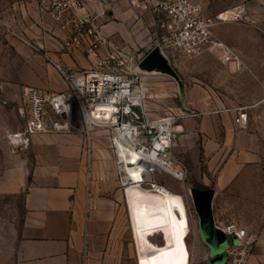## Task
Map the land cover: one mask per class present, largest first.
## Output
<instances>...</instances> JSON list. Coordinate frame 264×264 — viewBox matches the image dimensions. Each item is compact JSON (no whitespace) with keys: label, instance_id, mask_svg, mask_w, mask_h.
Segmentation results:
<instances>
[{"label":"crops","instance_id":"1","mask_svg":"<svg viewBox=\"0 0 264 264\" xmlns=\"http://www.w3.org/2000/svg\"><path fill=\"white\" fill-rule=\"evenodd\" d=\"M106 1L108 12L101 20L102 32L115 43L116 36L122 35L128 48L142 45L140 38H134V33L141 28L143 18L151 16H137L126 0ZM28 4L37 7L33 2ZM88 11H97L96 4L90 3ZM38 40L50 49L55 58H61L70 66L80 63L81 67H88L92 63L85 53L77 52L74 58L63 49L61 43L46 38ZM23 51L25 56L19 55V60L28 65L32 59L33 67H29L31 71L27 72V65L21 69L20 64L13 76L14 80H9L10 76L5 75L6 79L0 86V193H23L24 216L16 238L13 264H82L85 252L86 264H139L138 242L127 196L126 206L115 184L98 179L100 172L96 158L99 153L95 150L96 138L89 177L82 153L83 136L78 132L39 134L32 138L28 148L12 152L7 134L25 125L28 109L25 88L39 87L49 91L66 88L56 69L41 54L28 49ZM253 70L261 77L259 61L253 64ZM263 105L264 98L259 99L254 107ZM228 115L232 118L224 117L220 126L224 128L226 137L219 143L215 140L219 125L214 124L211 130L215 135L203 143L206 155L216 148L212 157H207L205 161L208 168L201 169L199 166L204 156L188 152L187 146L179 145L185 155H189L188 161L201 179L198 182L205 186L203 188L214 190V221H235L249 231L258 233L259 240L249 264H264V179L257 178L256 188L252 191L245 188V179L242 177L249 173L264 174V167L246 165L249 161L259 163L262 160L261 140L259 135L243 129L235 135L231 122L232 119L234 122V116L231 113ZM182 131L185 129L180 124L178 132ZM107 139L110 146L108 134ZM225 148L232 150L224 155ZM220 159V167L213 169L218 166ZM209 170L215 171L213 185L208 182ZM168 191L178 193L170 189ZM127 211L130 226L126 218ZM188 217L190 232L186 236L187 248L193 258L203 260L210 254V247L201 236L199 218L195 226L189 211ZM160 235L159 232L151 233L150 240L163 245L164 236ZM203 248L204 255L195 257V249Z\"/></svg>","mask_w":264,"mask_h":264},{"label":"built area","instance_id":"2","mask_svg":"<svg viewBox=\"0 0 264 264\" xmlns=\"http://www.w3.org/2000/svg\"><path fill=\"white\" fill-rule=\"evenodd\" d=\"M27 1L35 3L52 20L59 31L55 40L67 53H85L92 63L88 67L70 66L61 58H55L44 43L36 41L34 48L52 64L66 88L58 91L25 88L28 106L25 125L7 134L12 152L28 148L32 138L39 134L78 132L83 136L82 153L89 177L94 134L105 129L124 190V178L129 174V169L139 168L140 180L136 183L163 192L167 186L157 182V175L165 171L180 182L189 174L185 159L173 151V138L181 119L231 113L237 126L247 128L249 113L245 105L187 109L182 113L149 117L147 86L142 82L135 57L102 32L101 20L108 12L106 0ZM126 1L137 16L149 15L154 18L159 34L156 46L168 60L178 53L194 57L216 50L224 64L238 71L245 69L241 55L219 38L215 25L217 20H246V3L222 11L216 19L208 15L203 5L195 0ZM90 3L96 4L97 11H88ZM133 107L139 108L141 115ZM214 224L226 237L223 247V253L227 255L225 264H249L259 240L258 233L249 231L235 221H214ZM189 232L190 229L185 239ZM86 258L85 252L82 264H86ZM210 258L211 253L203 260L195 259L188 249L184 261L178 264H209ZM138 262L140 264L139 258Z\"/></svg>","mask_w":264,"mask_h":264},{"label":"rangeland","instance_id":"3","mask_svg":"<svg viewBox=\"0 0 264 264\" xmlns=\"http://www.w3.org/2000/svg\"><path fill=\"white\" fill-rule=\"evenodd\" d=\"M196 1L203 5L208 15L216 19L219 13L228 8L240 3L247 4L248 18L246 20L224 22L217 20L215 25V32L219 38L241 53L245 62V69L238 71L224 64L220 60L219 52L216 50L205 51L194 57L178 53L171 57L169 62L183 82L182 89H179L178 81L163 70L139 69L141 70L142 82H145L147 86L148 115L154 118L182 113L183 110L197 109L200 106H202L200 108L205 109H213L216 106H248L249 120L247 128L243 129L237 126L232 119L233 131L235 135L242 129L259 135L262 154H264V105L260 108L254 107L259 99L264 98V0ZM28 3L30 2L27 0H0V86L3 85V81L6 79L5 75L10 76L9 80L13 81L18 66L21 64L22 69L23 66L27 65L19 60V55L25 56L24 49L39 53L33 46L36 41H39L38 39L44 40L46 38L57 42L55 37H57L56 34L59 31L52 20L42 13L38 6H31ZM35 9L37 10L36 13ZM37 12H39V15ZM142 22L141 30L139 29L134 33V38L138 37L142 42L139 47L128 48L125 43L126 39L122 35L116 36V45L133 55L137 65L156 46L159 35L152 16L144 17ZM70 54L75 58L78 53ZM31 60L28 61L27 72L31 71L29 67H33ZM258 61L261 66V77H258L253 70V64ZM77 64L82 66L80 63ZM229 116L232 118L228 113H219L203 115L198 118L181 119L180 123L185 131L175 133L173 151L185 159L189 174L184 181L181 180L180 182L165 173V171L157 175L159 184L167 186L168 189L174 192L183 194L190 219L195 226L198 224V215L195 212L190 188L201 185L198 182L201 179L195 174L194 166L188 161L190 159L189 155H185V151L179 143H181V146H187L188 152L204 156L199 166H201V169L208 168L205 161L207 157H212L213 153L216 152V148L214 147L213 151L206 155L203 143L215 135L211 130L214 124L219 125L215 140H218L219 143L221 139H224L226 132L220 126L223 118ZM94 138H96L95 150L99 153L96 154L100 172L98 179L115 184L120 197L125 200V190L116 172L115 157L108 143L107 131L105 129L98 130L95 132ZM231 150L232 148H225L223 154L226 155ZM221 161L222 159H220L218 166L213 169H218ZM246 165L249 167H264V155L259 163L249 161ZM1 170L0 165V172ZM207 173V177L210 179L208 182L213 185L215 171L209 170ZM242 177L245 179V188L253 191L256 188L255 180L257 178L264 179V174L249 173L242 175ZM146 187L149 186L146 185ZM22 201L23 193H0V264H13L14 262L16 238L24 216ZM124 202L127 206L126 200ZM126 215L130 226L128 211ZM204 251V248L195 249V257L199 258L202 254L204 255ZM222 258L221 263L225 264L227 259L225 254Z\"/></svg>","mask_w":264,"mask_h":264},{"label":"bare ground","instance_id":"4","mask_svg":"<svg viewBox=\"0 0 264 264\" xmlns=\"http://www.w3.org/2000/svg\"><path fill=\"white\" fill-rule=\"evenodd\" d=\"M180 124H177L178 130ZM132 153L136 154L133 151ZM139 176V168H130L124 183L138 242L140 264L181 263L188 254L184 236L188 232L189 217L184 197L168 191L167 188L163 192L145 188L136 183L140 180ZM154 232L164 236L163 245L150 240V234Z\"/></svg>","mask_w":264,"mask_h":264},{"label":"water","instance_id":"5","mask_svg":"<svg viewBox=\"0 0 264 264\" xmlns=\"http://www.w3.org/2000/svg\"><path fill=\"white\" fill-rule=\"evenodd\" d=\"M139 68L163 70L172 75L179 83L180 88H183V82L169 60L162 54L159 46H155L139 64ZM133 110L141 115V111L137 107ZM191 195L195 210L199 218V228L201 236L205 243L210 247L212 258L209 264H222L223 247L226 243L225 235L215 227L212 211V198L214 190L212 188L192 187ZM225 257L227 255L225 254Z\"/></svg>","mask_w":264,"mask_h":264},{"label":"trees","instance_id":"6","mask_svg":"<svg viewBox=\"0 0 264 264\" xmlns=\"http://www.w3.org/2000/svg\"><path fill=\"white\" fill-rule=\"evenodd\" d=\"M196 187H201V188H203V187H205V186H203V185H197Z\"/></svg>","mask_w":264,"mask_h":264}]
</instances>
